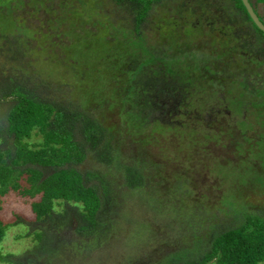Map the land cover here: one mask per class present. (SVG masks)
Segmentation results:
<instances>
[{
    "label": "trees",
    "instance_id": "1",
    "mask_svg": "<svg viewBox=\"0 0 264 264\" xmlns=\"http://www.w3.org/2000/svg\"><path fill=\"white\" fill-rule=\"evenodd\" d=\"M226 1L230 6L210 3L217 14L198 13V26L190 0H0V264H106L102 250L132 223L128 194L172 187L161 177L167 159L147 152L168 137L177 150L180 141L187 146L179 149L191 163L232 141L259 161L253 171L264 189V32L241 0ZM91 11L101 19L99 33ZM102 32L107 36L96 44ZM116 41L123 48L109 51L112 74L98 79L87 99L73 95L62 72H45L42 63L53 58L37 55L50 49L58 58L61 45L91 52ZM240 198L210 208V217L183 221L180 238L161 234L146 243L145 256L125 262L119 254L115 264H264V206L253 209ZM12 200L29 205L32 220L16 213L8 223L2 213ZM17 225L27 228L18 237L33 244L6 253L8 231ZM170 228V221L156 226ZM194 240L199 252L187 256Z\"/></svg>",
    "mask_w": 264,
    "mask_h": 264
},
{
    "label": "rangeland",
    "instance_id": "2",
    "mask_svg": "<svg viewBox=\"0 0 264 264\" xmlns=\"http://www.w3.org/2000/svg\"><path fill=\"white\" fill-rule=\"evenodd\" d=\"M224 1L227 7L230 6L228 1ZM215 3H217V1H215ZM170 4L171 2L169 5ZM92 6L91 3H88V7ZM164 6L157 3L155 9L161 11V8H164ZM165 9L166 6L163 9V12L167 14ZM173 9H175L174 5L171 4L169 11L175 16V10ZM172 11H174V13ZM95 14V11H91L88 13V17L92 19V21L97 22L95 26L99 33V29L101 28L100 25L102 24L98 23L101 22V19L96 17ZM18 15L20 16V14ZM156 20L157 19H153L152 21L155 22ZM157 23H160V21ZM163 25H165V22ZM154 26H157V24L154 23ZM106 34L107 32L100 33L96 44L101 43L102 38H104ZM109 34L110 36L112 35V33ZM149 37L155 39L154 41H157L155 42V45H159L158 42H160V37L158 34L152 32L149 34ZM198 37L200 38L198 40L202 43L210 41L208 36L199 35ZM112 39L114 41V38ZM112 43H106L105 46L102 45L101 49H99L98 46L96 50L92 49L93 51L91 52H89V49L85 50L78 47L75 51H72L68 46L65 47L61 45L59 50H57V52H59L58 58L52 54V50L50 49V51H40L37 55L40 54L38 57L39 61L53 58V63L47 61L42 63L45 72H62L67 79L65 82L70 85L71 89L75 88V91L73 89L71 90L73 95H80L83 99H87V94L91 92L90 89H96V81L103 77L106 79L112 74V72L109 71V65H113L112 63H114L115 57L114 54H110L109 51L114 50L115 53H121V51L117 49H119L118 47L123 48L122 44L118 41H116L114 45ZM209 52L210 51L208 50H204L203 56L206 57ZM258 70L261 71L262 75L263 69L259 67ZM73 74L78 76L82 82H77L74 80L75 78H71ZM227 74L228 72H225L223 75ZM262 83L263 82L261 81V84ZM116 85L117 83L113 85L114 88ZM224 85L228 90L233 89L229 83ZM90 96L92 97L95 95ZM213 104L214 103H212V105ZM222 108L225 109V107ZM113 113L114 112L110 113L109 117H111ZM178 118L181 120L180 116ZM166 119L169 120V116H166ZM226 120L230 122L233 121L230 115ZM108 121L109 123L114 121L113 116L108 119L107 122ZM254 126H256V128L261 127L256 121ZM37 140L38 138L35 137V141ZM232 143V141H228L227 148L225 146L222 148L212 147L210 150H214L211 152H213L215 156H211L210 154L208 157L204 158H200L199 156L198 158L200 159L197 158L193 163L186 158L183 159L181 157L182 153L180 152L179 147H187L182 141L177 143L178 150L175 149L176 145L169 140V137L167 140H161L160 142L156 141L147 148V152L149 151L154 159L158 160L155 154L167 159V172L161 174V177L163 180H167L172 187H168L169 189L167 188L165 191L157 188L158 190H152L151 194H149L150 191H148L145 195H138L134 192L128 194L127 198H130L131 203L132 205L134 204L135 208L134 211L132 210L130 212V219L132 221V223L128 225L130 230L128 229L125 232H120L118 239H116L111 246L102 250V255L105 258L104 262L108 261L107 263L110 262L115 264L116 262L113 258L117 257L119 254H122L124 258L122 261L125 262L128 261L129 258L145 256V253L148 251V249L145 250L147 244L149 245L154 240L159 241L161 234H167L168 236L172 235L174 237L178 236L180 238L181 231L186 229V226H181L183 221L185 223L186 221L197 222L198 220L204 219L206 216L210 217V208H217L219 203V208L221 207V210L222 208L226 209L230 203L229 199L231 198V200L236 201L237 197L240 198L242 196V199H240L244 200L246 204L248 203L252 205L253 209H256V207L259 206H264V189L260 187V183L256 182V176H258V174L253 171V166H255V163H259V161L256 160L255 157L244 156L243 154L247 151H241L242 153H238L235 145ZM131 145V143H126L123 148L128 151L133 149V146ZM137 146L138 149L140 148L139 150H146V147L140 145ZM200 152L201 150H199V152L196 151V153ZM248 153L250 154L253 152ZM165 175L168 176V179L164 177ZM153 178L157 181V177ZM253 191H257L256 194H254L255 192L252 193ZM166 210L167 213L165 212ZM235 210L236 209L233 207L232 212ZM16 213H22L21 215H24L22 217L24 219L28 218V220L33 216L29 205L17 200H12L10 203H7L6 211L5 213L3 211L2 215L5 214L4 217L8 223H15ZM218 217L221 225L224 227L230 222L222 215L221 217ZM169 221L171 224L170 232L169 230L162 231L156 229L158 223L161 222L164 224ZM207 222V220H202L201 223L206 229L210 225V223ZM26 231L27 228L21 225L12 226L9 229L3 245L6 253L14 252L18 254L22 251L24 252L28 246L33 244L31 237H24L22 239L18 237L19 235H24ZM195 242L196 240L190 243L189 247H192V249L189 250V253H186V255L188 254L187 256L199 252Z\"/></svg>",
    "mask_w": 264,
    "mask_h": 264
},
{
    "label": "water",
    "instance_id": "3",
    "mask_svg": "<svg viewBox=\"0 0 264 264\" xmlns=\"http://www.w3.org/2000/svg\"><path fill=\"white\" fill-rule=\"evenodd\" d=\"M150 1V0H148ZM247 9L251 19L257 25V27L264 32V20L261 17L264 16V4H258L256 6L257 0H241Z\"/></svg>",
    "mask_w": 264,
    "mask_h": 264
},
{
    "label": "flooded vegetation",
    "instance_id": "4",
    "mask_svg": "<svg viewBox=\"0 0 264 264\" xmlns=\"http://www.w3.org/2000/svg\"><path fill=\"white\" fill-rule=\"evenodd\" d=\"M197 0H190V4H191V6H190V12L192 11V18L195 20L194 22L198 25V26H200L201 24H200V22H199V17H198V13H200V14H202L201 13V11L202 12H209V11H211V12H213L214 14H217L218 13V11H217V9H215L216 8V6H213L212 7V4H210V3H212V1L213 0H203L204 1V4L206 5L204 8H199V6H197V2H196ZM264 4V2H260L259 0H257V3H256V6L258 5V4ZM208 7H210L211 9H208ZM263 11H264V8H263ZM208 19H212V20H214L213 19V16H206L205 17V20H208ZM261 19H263L264 20V16L263 17H261ZM216 23V22H215ZM211 24L214 26V22H211ZM159 27V29L161 28V26H158Z\"/></svg>",
    "mask_w": 264,
    "mask_h": 264
}]
</instances>
